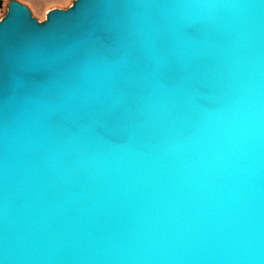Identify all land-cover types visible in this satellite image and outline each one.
Returning <instances> with one entry per match:
<instances>
[{
    "label": "water",
    "instance_id": "obj_1",
    "mask_svg": "<svg viewBox=\"0 0 264 264\" xmlns=\"http://www.w3.org/2000/svg\"><path fill=\"white\" fill-rule=\"evenodd\" d=\"M0 264H264V0H10Z\"/></svg>",
    "mask_w": 264,
    "mask_h": 264
},
{
    "label": "rangeland",
    "instance_id": "obj_2",
    "mask_svg": "<svg viewBox=\"0 0 264 264\" xmlns=\"http://www.w3.org/2000/svg\"><path fill=\"white\" fill-rule=\"evenodd\" d=\"M9 1L10 0L2 1V6L0 7V19L5 15L6 6ZM25 1L29 4L28 7L30 8L32 15L35 16L40 22L46 18V13L49 11L48 9L52 8V6L55 3L57 4V3L67 2V1L69 3L73 2V0H47L52 5L46 6L41 2V0H25Z\"/></svg>",
    "mask_w": 264,
    "mask_h": 264
},
{
    "label": "crops",
    "instance_id": "obj_3",
    "mask_svg": "<svg viewBox=\"0 0 264 264\" xmlns=\"http://www.w3.org/2000/svg\"><path fill=\"white\" fill-rule=\"evenodd\" d=\"M20 2H22V3H24V4H26L27 6H29V4L25 1V0H19ZM41 2L44 4V5H46V6H50V5H52L50 2H48L47 0H41ZM68 2V1H67ZM67 2H62V3H55L53 6H52V8H55V7H60V8H67L68 6H70L71 5V3H67ZM52 8H50V9H52ZM50 9H48V10H50Z\"/></svg>",
    "mask_w": 264,
    "mask_h": 264
}]
</instances>
